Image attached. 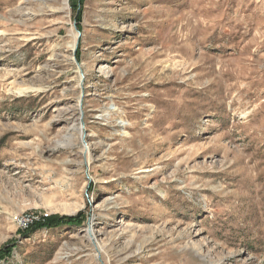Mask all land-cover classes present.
<instances>
[{"label":"rangeland","instance_id":"rangeland-1","mask_svg":"<svg viewBox=\"0 0 264 264\" xmlns=\"http://www.w3.org/2000/svg\"><path fill=\"white\" fill-rule=\"evenodd\" d=\"M0 264H264V0H0Z\"/></svg>","mask_w":264,"mask_h":264},{"label":"trees","instance_id":"trees-1","mask_svg":"<svg viewBox=\"0 0 264 264\" xmlns=\"http://www.w3.org/2000/svg\"><path fill=\"white\" fill-rule=\"evenodd\" d=\"M55 224H56V221H54V222L53 221H48V222L46 221V223L44 225L53 226ZM38 226L36 225L35 227L31 228L30 230H33V229L37 228Z\"/></svg>","mask_w":264,"mask_h":264},{"label":"bare ground","instance_id":"bare-ground-1","mask_svg":"<svg viewBox=\"0 0 264 264\" xmlns=\"http://www.w3.org/2000/svg\"><path fill=\"white\" fill-rule=\"evenodd\" d=\"M71 143V138H68L66 145H69Z\"/></svg>","mask_w":264,"mask_h":264}]
</instances>
